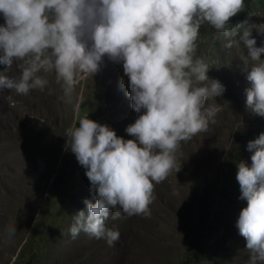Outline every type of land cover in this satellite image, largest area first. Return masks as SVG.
<instances>
[{"label": "clouds", "instance_id": "clouds-1", "mask_svg": "<svg viewBox=\"0 0 264 264\" xmlns=\"http://www.w3.org/2000/svg\"><path fill=\"white\" fill-rule=\"evenodd\" d=\"M244 9V0H0V88L27 95L43 91L54 72L65 96L84 77L100 70L103 58L122 63L128 78L130 107L138 117L117 136L108 125L81 117L66 128L70 150L89 180L93 200L72 215L68 233L84 232L109 247L120 232L107 221L121 215H149L154 185L177 171L175 151L215 123L225 86L208 76L215 61L195 56L199 29L207 21L225 38V47L242 42L246 54L245 107L264 117V40L256 46L252 28L264 35V23L229 22ZM241 32L239 42L237 33ZM19 61V63H17ZM124 88V81L118 82ZM80 103L73 105L79 112ZM143 110V111H142ZM251 163H237L238 199L246 201L235 226L245 239L249 264H264V132L246 144ZM15 224L7 228L14 236Z\"/></svg>", "mask_w": 264, "mask_h": 264}, {"label": "rangeland", "instance_id": "rangeland-1", "mask_svg": "<svg viewBox=\"0 0 264 264\" xmlns=\"http://www.w3.org/2000/svg\"><path fill=\"white\" fill-rule=\"evenodd\" d=\"M229 22L264 23V0H244V9ZM251 36L256 46L264 40L255 28ZM225 42L207 21L201 24L195 56L215 61L208 76L226 89L207 101L219 104L215 123L179 142L174 155L180 166L154 185L149 215L107 221L120 232L111 247L84 232L75 239L68 233L72 215L85 208L83 200L94 199L84 168L65 149L64 133L87 115L117 136L133 138L124 129L139 113L124 95L129 89L122 63L105 56L100 70L84 76L70 96L54 72L40 73L48 80L43 91L22 95L0 88V264H249L245 239L235 226L246 206L238 199L236 165L251 163L246 144L264 132V117L245 107L249 64L240 57L246 49L242 42L231 47ZM5 68L0 72L9 77L19 72L15 61ZM77 102L80 109L74 112ZM13 224L16 233L9 237Z\"/></svg>", "mask_w": 264, "mask_h": 264}, {"label": "water", "instance_id": "water-1", "mask_svg": "<svg viewBox=\"0 0 264 264\" xmlns=\"http://www.w3.org/2000/svg\"><path fill=\"white\" fill-rule=\"evenodd\" d=\"M4 67H5V65L0 64V69H3Z\"/></svg>", "mask_w": 264, "mask_h": 264}]
</instances>
